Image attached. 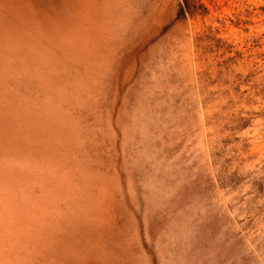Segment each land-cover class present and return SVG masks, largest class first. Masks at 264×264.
Segmentation results:
<instances>
[{
	"label": "rangeland",
	"instance_id": "374dc122",
	"mask_svg": "<svg viewBox=\"0 0 264 264\" xmlns=\"http://www.w3.org/2000/svg\"><path fill=\"white\" fill-rule=\"evenodd\" d=\"M0 264H264V0H0Z\"/></svg>",
	"mask_w": 264,
	"mask_h": 264
}]
</instances>
